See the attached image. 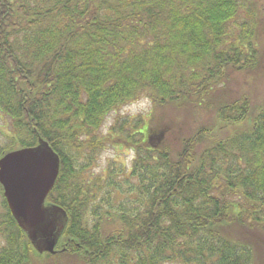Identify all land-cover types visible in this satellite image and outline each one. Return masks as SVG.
Masks as SVG:
<instances>
[{
    "label": "trees",
    "instance_id": "1",
    "mask_svg": "<svg viewBox=\"0 0 264 264\" xmlns=\"http://www.w3.org/2000/svg\"><path fill=\"white\" fill-rule=\"evenodd\" d=\"M248 77L264 80V0H0L9 146L57 154L45 202L68 218L38 255L2 216L15 235L0 228V264H264V104ZM137 101L147 119L100 134ZM112 143L130 166L93 174Z\"/></svg>",
    "mask_w": 264,
    "mask_h": 264
},
{
    "label": "water",
    "instance_id": "2",
    "mask_svg": "<svg viewBox=\"0 0 264 264\" xmlns=\"http://www.w3.org/2000/svg\"><path fill=\"white\" fill-rule=\"evenodd\" d=\"M59 173V158L42 139L0 158V186L19 229L38 255L55 253L67 225L65 211L45 200Z\"/></svg>",
    "mask_w": 264,
    "mask_h": 264
},
{
    "label": "rangeland",
    "instance_id": "3",
    "mask_svg": "<svg viewBox=\"0 0 264 264\" xmlns=\"http://www.w3.org/2000/svg\"><path fill=\"white\" fill-rule=\"evenodd\" d=\"M242 77H236L235 82L231 85V87L235 90L239 89L242 85L241 81ZM251 79L248 77L246 78V83L244 84L246 94L251 101L254 102L256 105L264 104V80L259 81L257 84L251 87ZM253 88V89H252ZM150 111V105L146 101H137L131 103L119 111L115 113H111L106 117L104 126L100 130V134L102 136H107L111 126L114 124V121L120 116L122 120H125L126 117L128 119H137L142 118L145 120L147 119V115ZM123 122V121H120ZM113 138L115 135L113 134ZM8 140H3L0 137V147L7 146L8 147ZM133 157V153L130 152L127 147L119 144H107L104 149L98 154L97 159L94 162V165L91 168V172L95 175L101 174L102 171L107 170L111 167L112 163L115 164H122L125 167L130 166V161Z\"/></svg>",
    "mask_w": 264,
    "mask_h": 264
},
{
    "label": "flooded vegetation",
    "instance_id": "4",
    "mask_svg": "<svg viewBox=\"0 0 264 264\" xmlns=\"http://www.w3.org/2000/svg\"><path fill=\"white\" fill-rule=\"evenodd\" d=\"M8 126H9V122L8 120L0 113V137L3 138V140H8V146L12 143V134L11 132L9 131L8 129ZM7 146H3V147H0V151L1 150H6ZM17 150L16 147H15V144L11 147L9 146V149H7L6 151H4L2 154L1 157H3L4 155L10 153V152H13ZM0 157V158H1ZM10 215V218H12L11 216V213L8 209V206H7V203L5 201V198L3 196V189L2 187L0 186V221H1V218L2 216H8V214ZM15 222V221H14ZM0 228L2 229L3 232H6L7 230H9V233H10V236H14L15 235V230L13 231V226L12 228H10V226H3L2 223H0ZM12 229V230H11Z\"/></svg>",
    "mask_w": 264,
    "mask_h": 264
}]
</instances>
